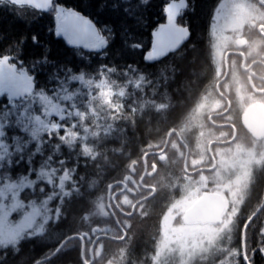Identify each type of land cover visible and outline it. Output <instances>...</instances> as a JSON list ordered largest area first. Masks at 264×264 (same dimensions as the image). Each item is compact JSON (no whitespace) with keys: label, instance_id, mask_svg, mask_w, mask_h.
<instances>
[{"label":"trees","instance_id":"1","mask_svg":"<svg viewBox=\"0 0 264 264\" xmlns=\"http://www.w3.org/2000/svg\"><path fill=\"white\" fill-rule=\"evenodd\" d=\"M221 1L188 0L189 6L179 14L177 20V25L186 29L187 37L181 45H172L161 57L156 55L146 60L140 55H127L123 59L117 56L112 61L113 70L103 74L97 71L96 66L106 58L97 59L94 54L89 58V67L83 70L84 80L99 82L104 79L110 86L117 83L116 89H122L125 95L110 107L111 110H107L106 119L103 117L109 125L104 124L107 129L101 132L99 144L93 140L86 146L70 147L62 143L63 139H58L60 135H57L48 141L58 146L53 154L45 145L44 154L33 157L31 166L37 171L44 165L46 157L51 155L48 167L56 171L55 188L52 191L40 186L42 190L36 188L34 193L25 191L23 198L27 196L28 200L34 199L40 203L41 199L53 194L51 210L58 212L59 219L45 225L43 235L25 238L9 247L7 264H86L85 261H89L88 250H81L82 243L79 240H71L54 257L52 255L65 239L89 233L102 218L113 222L109 211L103 208L109 185L121 179L128 163L142 159L150 142L165 139L172 122H178L191 112V108L211 89L215 71L211 28ZM60 2L92 19L94 23L100 19L93 7L97 0ZM153 3L156 7L145 14L141 30L146 50H150L151 33L159 24L166 23L159 7L163 0H153ZM29 23L43 33L44 40L49 42L52 53L59 59L67 61L70 68L80 65L81 57L74 55L72 47L53 34V17L37 19L30 16ZM97 27L101 25L97 23ZM4 29L22 30L10 17H0V30ZM76 91L84 93L85 89L78 88ZM79 98L76 106H84L88 95H80ZM116 108H120L119 114ZM126 109L134 111L128 112ZM74 111V108L69 109V116L79 122ZM85 150H91L92 154L87 155ZM62 175H66L68 180L61 181ZM170 192L160 187L153 200L139 207L134 217L122 221L129 228L127 241L104 243L101 256H98L101 244H97L93 249V264H140L143 260L147 264L149 257L157 252L159 224L176 199L177 194ZM163 195H166L165 198ZM234 232L239 253L244 236L246 250L253 256L254 264H264V222L254 221L246 228H235ZM17 248L19 250L15 251ZM49 257L52 258L41 262ZM238 263L246 264L242 257Z\"/></svg>","mask_w":264,"mask_h":264},{"label":"snow or ice","instance_id":"2","mask_svg":"<svg viewBox=\"0 0 264 264\" xmlns=\"http://www.w3.org/2000/svg\"><path fill=\"white\" fill-rule=\"evenodd\" d=\"M188 6V0H163L159 7L166 23L151 33L150 50H146L141 30L145 14L156 7L153 0H97L93 7L100 19L96 23L60 0H0V17H10L22 29L0 30V236L15 235L31 223L35 210L27 196L21 204L17 193L33 191L34 181L48 175L45 169L51 155L38 172L31 166L33 157L43 155L45 145L52 154L58 148L48 141L53 133H61L58 139L63 133L49 117L59 114L69 94L82 86L89 58L93 54L106 58L96 66L101 74L113 70L117 56L150 59L154 50L170 46L174 16ZM30 16L53 17V34L81 57L80 65L70 68L53 54L43 33L30 25ZM9 254L10 248L0 245V264H7Z\"/></svg>","mask_w":264,"mask_h":264},{"label":"flooded vegetation","instance_id":"3","mask_svg":"<svg viewBox=\"0 0 264 264\" xmlns=\"http://www.w3.org/2000/svg\"><path fill=\"white\" fill-rule=\"evenodd\" d=\"M228 2L232 9L230 19L234 21L219 40L221 57L219 61L215 59L211 89L191 108V112L178 122H172L165 139L150 142L142 159L128 163L121 179L109 185L105 207L113 222L101 219L97 227L102 231L97 237L101 238L95 245L127 241L129 228L121 222L122 219L134 217L139 207L158 195L160 187L174 192L177 197L190 189L199 192L189 210L210 195L221 197L224 207L218 221L187 223L185 218L189 210L183 217V223L188 226L219 227L227 207L225 198L214 188L213 179L219 162L250 156L259 159L249 177L241 178L243 181L239 186L235 182L236 173L225 171L223 187L226 186L229 193L238 192L241 195V198L237 195L239 200L242 199L236 208L238 212L232 220V229L246 228L254 221L264 222V137H255L247 116L251 109H264V0ZM115 111L119 114L120 108ZM260 116L263 121L264 115ZM126 178L130 179L125 181ZM190 181L192 186L186 188ZM134 207V214L127 216ZM119 232L122 236L126 234L123 241L116 236ZM241 242L242 259L246 264H254L253 256L246 250L244 236ZM234 248H237L236 242L229 249L233 251Z\"/></svg>","mask_w":264,"mask_h":264},{"label":"rangeland","instance_id":"4","mask_svg":"<svg viewBox=\"0 0 264 264\" xmlns=\"http://www.w3.org/2000/svg\"><path fill=\"white\" fill-rule=\"evenodd\" d=\"M229 4L230 2H228V0H222L221 4L217 8V11L215 12L216 14L212 21L211 34L214 51L213 55L218 61L221 57L219 40L222 38L224 30L228 29L232 25V21H234L233 19H230L232 9L230 8ZM185 9L186 8L180 9L178 14L174 16V24L177 25L179 14ZM174 11H176V9H174ZM229 19L231 20V24L229 23ZM180 26L184 27L182 25ZM156 55L157 50H154L150 53V57H154ZM116 87L117 83L110 86L104 79L99 82L84 80L82 82V86L78 87L80 89H85L84 93H82L81 91H76L69 94L70 98L67 104L61 105V112L59 114H53V116L49 117V119L53 120V122L56 123L57 126L62 130V143H65L70 147H72L73 145L86 146L90 142L92 143L93 140L98 144L100 143L101 132L107 129L104 127V124L109 125L107 120L105 121L107 110H111L110 107H112L113 104L115 105L116 101L123 98L125 95V92L122 91V89H116ZM85 94L88 95V99L86 100L84 106H76L80 99V95ZM82 101H84V99H82ZM72 108L75 109L74 114L76 115V117H78L79 122H75L72 117L70 118L68 110ZM102 108L104 112L101 111ZM56 115H62L64 119L57 121L55 119ZM71 121L74 122L69 125ZM66 122H68V124H66ZM57 135L61 136V133L55 132V135L52 134V138ZM79 140H82L81 142L83 143H80ZM86 148L87 147H85V149ZM85 152L87 155L92 154L91 150H85ZM4 155H7V149H5ZM258 159L259 158H253V156H250L248 159H235L219 162L213 179V181L215 182L214 188L216 193L224 197L227 201L226 213L224 214L221 221L222 223L221 225H219V227L213 225L205 226L201 224H193L188 226L184 224L183 217L186 214L185 212H187L198 199L199 192L190 189L188 193H185L179 197H177L176 195L175 202L172 203L169 210L166 212V214H164L161 224H159L160 242L157 245V252L154 256L149 257L147 264H239L238 261L242 256L239 253L238 249L234 248L233 251H230L229 248L231 247V244L235 242V229H232V220L238 212L236 208L241 204L242 199L239 200V198H241V195L238 192L236 193V191L233 190L229 193L227 187H223L224 185L222 176L223 172L225 171L236 173L237 176L235 177V182L237 184H240L239 186H241L242 182L240 181H243L241 180V178L245 179L249 177L250 172L254 169L253 167L258 164ZM38 171L39 170H37V172ZM45 171L48 173V175L39 177L31 185L33 193L35 192L36 188H49L52 189V191L53 188H55L54 177H56V171L49 167L46 168ZM67 180L68 178L66 177V175L61 176V181L65 182ZM191 186L192 182L186 188H190ZM58 188L60 187L58 186ZM25 191L26 190H22L20 193H17V199L21 204H23L24 202L23 193ZM238 194L239 198L237 196ZM52 199L53 194L41 199L40 203H37V201L34 199L28 200L30 208H33L35 210L32 214L31 223L15 235L5 234L3 236H0V245L4 247H11L17 245L18 242L22 241L25 238L43 235L45 233V225H47L51 221L57 222V219H59L58 212H52L51 210ZM105 206L106 201L103 208L104 211L105 208L108 211L107 207ZM124 220L126 219H122V221ZM92 230L89 233H84L90 236V240L88 238V241L86 242V240H84L85 237L83 239L85 246L84 248L88 250L89 254V261H86V263L88 264L91 262L90 249L92 248L96 238H101L99 236L97 237V234H100L102 232L99 229L94 234H92ZM116 236L120 238V240H122L124 237L122 236L121 232L117 233ZM81 243L83 246V242ZM101 248H103L102 245H100L98 248V256H101L102 254ZM81 250H83V248ZM57 253H54V256ZM54 256L52 255V257ZM219 256L220 258H218ZM107 264L112 263L109 262ZM140 264H146V262L143 260L140 262Z\"/></svg>","mask_w":264,"mask_h":264},{"label":"water","instance_id":"5","mask_svg":"<svg viewBox=\"0 0 264 264\" xmlns=\"http://www.w3.org/2000/svg\"><path fill=\"white\" fill-rule=\"evenodd\" d=\"M186 29L184 27H179L176 24L173 23V31L171 33V38H172V43L170 44V46H168L165 50H159L157 49V55L158 56H162L164 54H166L169 49L171 48L172 45H181V43L186 39ZM260 115H264V109H251L248 113V123H249V127H251V129L254 132L255 137H257L258 139L261 137H264V120L262 121V118ZM185 171L187 172V169L185 167ZM130 178H126L125 181H128ZM139 204V203H137ZM137 207V205H135ZM133 208L131 214L127 215V216H132L135 212V208ZM223 207H224V201L221 199V197L219 198L216 195H210L207 198L201 199L199 201V203L197 205H195L194 207H192L186 218L185 221L187 223L190 222H216L220 219L221 215H222V211H223ZM97 230H99V228H93L92 230V234H94ZM126 234L124 235L123 239L125 238ZM84 237L85 239L90 238V236L88 234H83V236L81 235H75L72 237H69L67 239L64 240V242L62 243V245L59 247L58 250H56L55 253L59 252V250L62 249V247L69 241L73 240V239H78L81 242H83V250H84ZM99 239L96 238L92 248L90 249V255H91V263H93V249L95 244L97 243ZM54 256V255H53ZM52 257L48 258V259H44L41 262H45L50 260ZM85 261V260H84ZM86 263V261H85ZM39 264V263H37ZM88 264V263H86Z\"/></svg>","mask_w":264,"mask_h":264}]
</instances>
